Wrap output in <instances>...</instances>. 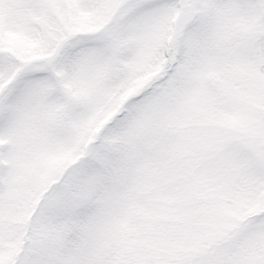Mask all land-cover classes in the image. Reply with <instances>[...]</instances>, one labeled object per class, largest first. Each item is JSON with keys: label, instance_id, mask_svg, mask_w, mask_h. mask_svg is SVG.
Listing matches in <instances>:
<instances>
[{"label": "snow or ice", "instance_id": "6c2138e0", "mask_svg": "<svg viewBox=\"0 0 264 264\" xmlns=\"http://www.w3.org/2000/svg\"><path fill=\"white\" fill-rule=\"evenodd\" d=\"M0 264H264V0H0Z\"/></svg>", "mask_w": 264, "mask_h": 264}]
</instances>
